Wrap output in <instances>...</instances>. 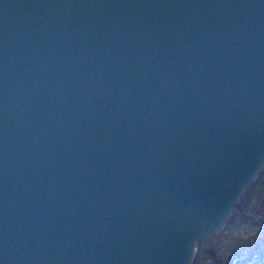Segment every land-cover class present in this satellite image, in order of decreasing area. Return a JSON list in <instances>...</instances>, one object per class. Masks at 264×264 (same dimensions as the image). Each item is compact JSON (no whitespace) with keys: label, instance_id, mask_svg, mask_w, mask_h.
<instances>
[{"label":"water","instance_id":"95a60500","mask_svg":"<svg viewBox=\"0 0 264 264\" xmlns=\"http://www.w3.org/2000/svg\"><path fill=\"white\" fill-rule=\"evenodd\" d=\"M264 168V0H0V264H191Z\"/></svg>","mask_w":264,"mask_h":264},{"label":"trees","instance_id":"16d2710c","mask_svg":"<svg viewBox=\"0 0 264 264\" xmlns=\"http://www.w3.org/2000/svg\"><path fill=\"white\" fill-rule=\"evenodd\" d=\"M252 195L257 197V201L255 203L258 202V205L253 204L254 206L252 205L251 209L247 206L251 201ZM245 207L247 209L244 211ZM255 208H260V210L255 211ZM240 218L243 219L242 221H247L251 225H264V168L259 172L254 182L245 190L241 200L227 219L223 228L214 237L207 240L211 242L214 238H222V236H224L230 241H239V246L242 247L244 252L241 264H252L254 261V264L256 262L258 264H264V234L258 237L259 239L257 242L253 241V237L255 235L241 238L238 234L239 230H237V226L240 224L238 219ZM201 247L197 250L193 264H202L199 256L200 258H202V256L207 257V259L212 262L211 264H218L215 260L219 255L216 248H206V246H204L201 249Z\"/></svg>","mask_w":264,"mask_h":264},{"label":"rangeland","instance_id":"374dc122","mask_svg":"<svg viewBox=\"0 0 264 264\" xmlns=\"http://www.w3.org/2000/svg\"><path fill=\"white\" fill-rule=\"evenodd\" d=\"M256 201H257V197L252 195L251 201L247 207L251 208V206L253 204L258 205V202L255 203ZM246 209L247 208L245 207L244 211ZM257 210H260V208L259 209L255 208V211H257ZM242 220H243L242 218L238 219V222L240 223L237 226V230H239V233H238L239 236L241 238H246V237H250V236L255 235L253 237L254 238L253 241L257 242V240L259 239L258 237L264 234V225H251L247 221L244 222ZM214 236H211V237L201 241L198 244V246H197L198 248H196V252H195V255L193 257L191 264H193L197 250H199V247H201V246H202L201 249L204 246H206V248H209V247H213L214 249L216 248V251H217V253H219V255H218V257H216L215 260H216V263H218V264H226V263L241 264V260H242V257L244 256V252H243L242 247L239 246V241H230L227 238H225L224 236H222V238L221 237L220 238H218V237L214 238L211 242L207 241ZM199 259H201L202 264H211L212 263L209 259H207V257H204V256H202V258H200V256H199ZM254 262L252 264H254ZM255 264H258V263L256 262Z\"/></svg>","mask_w":264,"mask_h":264},{"label":"bare ground","instance_id":"6f19581e","mask_svg":"<svg viewBox=\"0 0 264 264\" xmlns=\"http://www.w3.org/2000/svg\"><path fill=\"white\" fill-rule=\"evenodd\" d=\"M240 200H241V199H240ZM225 223H226V222H225ZM222 228H223V227H222ZM219 231H220V230H219ZM219 231H218V232H219ZM218 232H217V233H218ZM217 233H216V234H217Z\"/></svg>","mask_w":264,"mask_h":264}]
</instances>
